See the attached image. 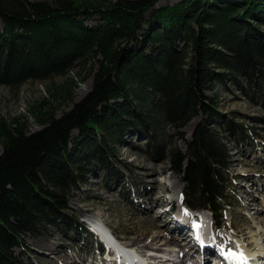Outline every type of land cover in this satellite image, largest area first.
<instances>
[{"label":"trees","instance_id":"16d2710c","mask_svg":"<svg viewBox=\"0 0 264 264\" xmlns=\"http://www.w3.org/2000/svg\"><path fill=\"white\" fill-rule=\"evenodd\" d=\"M157 1L89 0L74 4L54 0L47 4L0 0L4 29L0 33V86L16 88L28 80L61 76L76 59L80 73L98 65L90 91L60 119L45 114L42 131L26 135L17 119L8 129L11 125L0 117V264L13 261L11 245L29 229L24 216L36 213L42 199L61 215L65 195L90 173V160L98 164L103 161L105 144H111L123 131L147 128V123L156 121L179 130L198 114L215 119L216 101L206 96L215 84L228 91L226 83L239 78L245 80L244 87H239L243 92L253 84L257 90L264 86V32L261 41L255 40L245 26L252 20V12L258 13V23L264 26V0H182L153 8ZM237 6L242 14H236ZM149 10L153 21L170 24L153 30L150 22H143L146 30L140 34L146 45L150 43V49L129 46L123 52L119 50L117 45L123 40L139 36L140 18ZM81 13L90 17L97 14L103 23L96 29L87 28L76 18ZM11 30L16 34L12 33L15 37L10 39ZM20 31L28 34L27 41L23 42ZM124 82L135 85L126 87L128 93L136 94L134 105L125 107L128 98H123L121 107H110L108 100ZM62 87L60 92L54 90L53 99L57 94L70 96L66 85ZM149 97L151 102L147 103ZM103 119L111 120L112 125L108 128ZM203 123L192 134L187 152L174 147L167 157L171 171L183 175L189 201L218 211L226 195L222 190L226 183L222 175L227 170L225 145L209 132L206 121ZM85 126L102 128L101 140L90 134V142L96 147L92 157L84 150L88 142L79 153L66 151L71 129L82 135ZM229 126V133L239 138L237 125ZM89 133L90 129L84 135ZM178 135L182 140L184 134Z\"/></svg>","mask_w":264,"mask_h":264},{"label":"rangeland","instance_id":"374dc122","mask_svg":"<svg viewBox=\"0 0 264 264\" xmlns=\"http://www.w3.org/2000/svg\"><path fill=\"white\" fill-rule=\"evenodd\" d=\"M29 1L53 4L54 0ZM69 1L76 4L89 0ZM106 1L114 2V0ZM180 1L182 0H159L152 7L171 6ZM222 2L225 3L226 1ZM234 5L236 6V4ZM237 9L238 13L236 14L243 13L239 7ZM151 12L149 10L140 18L141 23L137 30L139 36L123 40L122 43L117 45V47L120 46L119 50L123 52L129 46L136 50L142 47L150 49V43L146 45V41L141 37L143 34H140V32L143 33L146 30L142 23L150 22L149 24H152V26L149 27L153 30H156L155 27L157 26L162 29V26L165 27L164 25L170 24L166 21V23H163L164 25H161L156 20L153 21ZM76 18L87 28L94 26V29H96L97 26L103 23L97 14L90 17V15L81 13ZM250 18L252 20L249 19L245 24L246 28L251 30L249 36L261 41L260 36L264 32V26L258 23L260 19L258 13L252 12ZM36 30L41 34L39 28ZM3 31V22L0 21V33ZM12 33L16 34V31L11 30L8 33L10 39L15 37L12 36ZM21 34H23V42L27 41L28 34L23 32ZM40 37L44 41V37ZM146 50L144 49L145 53ZM26 51L28 52L30 49L26 47ZM69 58L66 60H69ZM127 63H130V61H127ZM71 65V67L64 69L61 76H53L44 80H28L16 88L0 86V117L7 125H11L8 129L15 126L12 122L17 119L19 129H25L26 135L42 131L46 127V124H41L45 119V114L50 113L53 115V120H58L63 113L70 112L72 104L81 101L92 87L94 75L98 73V65H95L90 71L84 69L86 71H81V73L77 66V59L74 62L72 61ZM77 73L81 75L78 76ZM85 73H87L86 76ZM256 78L257 76L255 80ZM244 82L245 80L235 78V81L226 83L228 91H224L215 84L212 91L206 93L207 97L216 101L215 112L218 117L215 119L207 118L204 114H198L184 128L179 130L169 127L166 123L156 121V123H147V128L137 127L133 129L130 127L126 131H121L122 133L115 138L116 140L114 139L111 144H105L107 149H104L103 161L98 164L97 161L90 160L92 165L89 168L90 173L82 182H78L75 187H71L65 195L66 200L63 209L65 211L62 214L60 211L61 215L58 216L56 213L59 210L52 209L51 203L49 204V202L47 203L42 199V201L40 200L41 206L36 213L24 216V225H28L29 229L20 235L16 244L11 245L9 255L13 261H6L7 263H5L41 264L45 260L46 263L55 261L60 264L66 255L68 258L80 263L86 261L89 264V261L93 259L92 257L96 255L95 246L98 240L92 237L91 234L82 233L83 224L81 225V223L84 220L94 223L95 221L104 222L96 215V212L102 213L110 219V222L112 220V229L125 241H129L134 235L146 230L152 220L163 225L165 223L162 218L163 215L159 212L154 213L158 202L164 200V194L166 193H168V197L177 200L178 193H181V190L183 192L182 176L170 169L167 157L168 150L177 147L181 153L187 152L186 149L189 147L192 134L200 124H205L203 123L205 121L209 130H211L209 132L214 137L220 138L218 142L221 145H225L226 165L224 168L227 170L222 175V179L226 181L222 190L225 191L226 195L220 207L225 209L226 221L224 225H229L232 229L229 230L228 227H224L229 230V234L235 235V240H237L236 235L241 237L242 233L249 232V230L254 231L257 226L264 229V222L260 221L264 220V177L261 176V174L264 175V86L260 83L262 87L259 86L257 90L256 85L253 84L243 92L239 87H244ZM65 85L70 96L61 97L57 94L53 99L54 90L60 92L63 89L62 86L65 87ZM126 87L131 89L135 85L124 82L123 88H120L116 94L112 93V97L108 100L111 104L110 107L114 108L112 105L121 107L123 98H128L125 107L130 108L131 105H134L136 94L128 93ZM148 102H151L150 97L147 99ZM104 121L108 128L112 125L111 120L109 122ZM232 123L237 125L238 129L236 130L240 135L239 138L233 137L229 133V124L233 125ZM83 129L84 132L90 129L92 133L84 135V132L81 131L83 133L80 135L77 130L71 129L72 133L69 134L70 137L66 142V151L72 150V152L77 151L79 153L82 146L88 142L89 144L84 145V150L88 151L90 157H92L96 152V147L92 146L90 138L93 135L94 137L98 136L101 140L102 133L100 131L102 128L101 130L99 128L91 129V126H85ZM243 129L244 131H240ZM178 132L184 134L182 140L178 139ZM2 151L3 149L0 147V155ZM80 154L84 156L82 151ZM73 160H75V157ZM157 187H162L165 190L158 191ZM135 188H139L136 193L143 196L140 200V204H142L140 206L136 205L138 202L134 200L135 197L131 196L132 193L128 194ZM186 188H188L187 184ZM176 200L170 199L169 202L172 201L175 209L178 208ZM148 201L149 206H147ZM142 206L146 208L142 209V212L138 211L141 210ZM84 208L86 210H83ZM43 213L45 216H41ZM203 214L209 216L207 212ZM177 215H181L185 219V216L180 212L174 215V219ZM167 223L169 224L170 221ZM104 224L108 226L105 222ZM219 232L220 234L217 236L226 237V232L223 230ZM171 234L176 235L174 226ZM162 236L161 234L160 237L162 238ZM220 237H217L219 240L217 243L225 246ZM177 240L180 244L183 239L177 237ZM259 242L262 246L264 245V236ZM235 244L237 250L241 252L237 241ZM49 246H52V248H49ZM184 247L187 246L184 245ZM163 250L162 253L168 250L174 252L176 246L167 245L163 247ZM174 254L176 253L172 254V259L177 261L178 258L176 259ZM195 255V258H200L198 252ZM213 257L216 258L217 255ZM94 262H96V259ZM184 264H191V261Z\"/></svg>","mask_w":264,"mask_h":264},{"label":"bare ground","instance_id":"6f19581e","mask_svg":"<svg viewBox=\"0 0 264 264\" xmlns=\"http://www.w3.org/2000/svg\"><path fill=\"white\" fill-rule=\"evenodd\" d=\"M157 188H158V191L165 190L162 187H157ZM252 198H254V197H252ZM182 199H184V198H182ZM171 203H172V201H171ZM171 203H168V205H166V207H168L170 209H175L173 203L172 204ZM147 206H149V201L147 203ZM83 210H86V209L84 208ZM158 212L160 213V211H158ZM204 212H206V211H204ZM96 215L99 216L101 219H103L104 222L108 225V226H106L104 224V222L95 221V223H94V222L86 221L94 232L92 237H95V239L98 240V242L96 243V246L98 245L99 242L103 244V240L107 241V239H108L107 229L110 230L112 234L114 232V235L121 238L112 229V224H111L112 220L110 222V219H108L106 216H104L100 212L99 213L96 212ZM175 219L177 221L174 225V233L176 235H172L171 233L169 234V233L165 232V230H166L165 227L168 225L167 222H165L163 225H161L160 223H157V222L152 220V222H150L148 224V228L146 230L140 232L139 234L134 235L132 238H130L129 241H127V240L126 241L129 242L130 245H135V246L139 245L140 248H144L145 250H149V251L155 252L157 254H161L163 247L167 246V245H174V246L178 245V247H179V242H177L179 240H177V237H182V239H183L182 241H185L187 238L188 242H189L188 235H185V233H187L186 229L188 230V227H189V222L185 221V219L181 215H177L175 217ZM211 220H212V218H211ZM260 221L264 222V220H260ZM86 233L89 235L91 234L90 232H86ZM161 234L163 235L162 238L160 237ZM241 235H242L241 237H239V235H236V239H237L236 241H237L238 247L241 248V251L243 252L244 255H248L249 257H254V256H256V254L264 253V245L262 246L261 242H259V240H261L264 236V229H260L259 226H257L254 231H250V230H249V232L245 231ZM217 237H220V236H217ZM220 238L222 239L223 242L226 243V239L224 237H220ZM204 242H206V247L202 253H199L200 258H195L196 257L195 254H197V248L195 246H193V244H187L186 245L187 247H184L183 250H181L182 248L180 246L179 248H180V252H181V259L179 260L178 263L184 264V263H187L188 261H191V264H200L203 262L208 263L207 261H209V258H207V256L213 257L214 255H217V253L213 249V246L211 245V243L208 240H204L202 243H204ZM226 245H229V243H226ZM118 246L119 245L115 244V248H114V249H116V252L118 254L119 253L124 254V253H126V250L131 248L127 244H121V247H118ZM49 248H52V246H49ZM124 248L126 249L125 251L122 250ZM194 252H196V253H194ZM213 261H214V263L218 262L214 259V257H213ZM42 263H44V264H57V262H55V261L46 263L45 260H43ZM61 263L87 264L88 262L86 263V261H85L84 263H80L78 261H75L73 259L68 258V256L65 255V257H63ZM89 264H91V262H89ZM163 264H170V261L166 260Z\"/></svg>","mask_w":264,"mask_h":264},{"label":"snow or ice","instance_id":"6c2138e0","mask_svg":"<svg viewBox=\"0 0 264 264\" xmlns=\"http://www.w3.org/2000/svg\"><path fill=\"white\" fill-rule=\"evenodd\" d=\"M183 211L185 212V214H188L187 208L183 209ZM194 226L198 228L200 225L198 223L194 222ZM225 255L230 256L232 258H235L237 260V264H248V262H249V258L246 257L242 251L237 252L235 250H232L229 252H225Z\"/></svg>","mask_w":264,"mask_h":264}]
</instances>
